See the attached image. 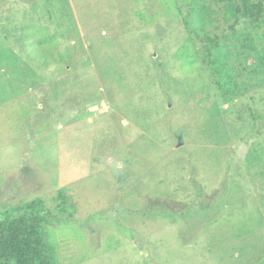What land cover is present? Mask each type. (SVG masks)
Returning <instances> with one entry per match:
<instances>
[{"label":"rangeland","instance_id":"1","mask_svg":"<svg viewBox=\"0 0 264 264\" xmlns=\"http://www.w3.org/2000/svg\"><path fill=\"white\" fill-rule=\"evenodd\" d=\"M226 1L0 0V217L63 191L57 264H264V16Z\"/></svg>","mask_w":264,"mask_h":264},{"label":"trees","instance_id":"2","mask_svg":"<svg viewBox=\"0 0 264 264\" xmlns=\"http://www.w3.org/2000/svg\"><path fill=\"white\" fill-rule=\"evenodd\" d=\"M239 2L240 7L232 0L226 1L224 17L227 23L231 19H235L237 24L242 21H261L264 16L262 3H255L253 0H239ZM194 34L208 44L206 63L215 74L222 77L218 82L220 90L225 94L228 93L225 88L230 84L231 75L229 72H224L220 61L213 60V50L219 48L216 42L218 35ZM53 200L58 205L57 213L50 209L42 198L13 207L3 213L0 217V264H57L56 256L47 241L46 230L55 220L61 221L60 214L67 210L68 196L60 191Z\"/></svg>","mask_w":264,"mask_h":264}]
</instances>
